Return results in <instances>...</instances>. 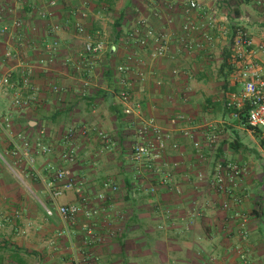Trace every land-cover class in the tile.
I'll return each instance as SVG.
<instances>
[{
    "label": "crops",
    "instance_id": "crops-1",
    "mask_svg": "<svg viewBox=\"0 0 264 264\" xmlns=\"http://www.w3.org/2000/svg\"><path fill=\"white\" fill-rule=\"evenodd\" d=\"M194 1L198 7L188 11V0H0V29L10 28L0 34V73L11 70L20 80L33 66L28 78L36 89V99L23 108L0 97V110L11 116L13 134L34 142L43 129L42 141L52 147L50 154L34 153L42 177L22 183L6 164L13 167L16 160L0 134V264H75L85 257L89 264H241L240 251L249 264H264V145L225 108L232 92L220 72L237 23L245 26L264 69V0ZM188 19L196 29L185 33ZM15 20L23 22L20 30L12 28ZM158 35L169 42L163 57L153 56ZM90 39L103 40L107 50L87 53ZM6 51L18 58H5ZM121 65L130 67L139 116H126L119 101ZM226 79L234 85L232 74ZM54 86L63 90L55 93ZM148 119L179 144L180 151L168 150V170L180 194L159 184L160 168L150 172L131 159L136 126ZM82 125L91 130L83 134ZM74 130L77 161L69 164L63 154ZM213 131L220 143L210 150ZM97 132L114 144L107 146ZM218 162L245 170L238 180L240 203L198 180ZM50 167L67 171L81 193L68 191L53 202L47 186L60 183ZM107 179L116 192L103 188ZM73 203L97 213L65 222L56 208Z\"/></svg>",
    "mask_w": 264,
    "mask_h": 264
},
{
    "label": "built area",
    "instance_id": "built-area-1",
    "mask_svg": "<svg viewBox=\"0 0 264 264\" xmlns=\"http://www.w3.org/2000/svg\"><path fill=\"white\" fill-rule=\"evenodd\" d=\"M52 6L55 2L50 3ZM198 7L194 0H188V11L194 10ZM141 26L146 25L145 20H141ZM23 26L21 20H15L12 28L20 30ZM58 27L56 26L55 29ZM196 29L195 25L190 19L184 24L183 30L185 33L193 32ZM79 32L83 31V28L78 26ZM10 28L4 25L0 29V34L9 33ZM224 33H227L224 30ZM148 36H152L153 33L148 31ZM230 48L233 52L234 69L232 73L233 84L237 87L235 92H232L225 102V108L230 112L233 119L239 120V113L247 109V124L255 129H259L264 137V69L259 61L254 56L256 50L252 39L249 36L245 26L242 23L234 25L231 34ZM155 42L159 44V49L153 54L154 57H163L169 50V42L165 35L155 36ZM20 39V38H19ZM138 43L142 46L147 44L146 39L138 40ZM53 45H57L56 42ZM200 46V45H197ZM185 47L188 50L193 49V44L185 43ZM262 48V47H260ZM84 49L87 53L97 56L107 50V45L103 40L92 41L88 40ZM7 59H17L18 54L6 51L4 54ZM39 64H43L40 61ZM34 67L28 66V72L22 75L20 80H14L13 73L8 70L4 73H0V97L10 98L13 106L23 108L28 106L31 102L36 99V89L30 86L29 75ZM119 73V84L121 86L119 92V101L123 104V112L126 116H133L140 114L141 105L134 101L131 92V83L128 79V73L130 67L128 65H121L117 68ZM142 76V73H138ZM88 83H84V88L80 93L82 98L88 95L87 93ZM29 89L30 95L27 97L23 96V91ZM53 91L55 93L61 92L58 86H54ZM80 129V130H78ZM77 130L83 134L87 133L89 129L86 125H82ZM92 131H96L95 128ZM74 131H70L67 134V144L63 154V159L69 164H74L77 161L76 149L72 144ZM0 134L5 136L8 145L10 146V154L16 160L11 167L8 163V167L12 170L15 176L22 182H25V178L28 176H39L36 167V158L34 153L37 155H46L52 152V147L48 146L42 141V137L45 131L42 129L39 133V137L36 141L30 142L29 139L21 133L13 134L12 131V120L11 116L0 110ZM100 139L108 145H113V140L103 132H97ZM136 142L131 153V159L134 163L143 165L148 171L153 172L158 168L162 170L159 184L170 190H174L177 194L181 193V189L173 186V176L169 172L170 163L168 161V150L172 149L180 151L179 144L171 139L169 133L159 127L154 119L141 120L136 126ZM220 143L219 135L213 131V133L207 137L208 149H215ZM1 158H3L0 155ZM201 159L205 162L206 157L201 156ZM166 169V171H164ZM50 171H54V179L60 183L56 186L55 182L49 183L47 186L48 194L50 199L55 202L59 197L64 195L65 192L76 190L77 194H80V189H76L75 181L69 176L67 171L62 169H55L54 167L49 168ZM245 170L235 163L230 162H218L211 169L210 172H199L197 178L199 181L209 180L210 184L220 193H224L227 196H231L236 203L241 202V198L237 195L238 180L244 174ZM104 189H110L113 192L118 190V186L111 180L107 179L103 182ZM152 192H155V187H152ZM100 199H104V194L99 195ZM84 202H87L83 198ZM58 214L65 222H74L79 213L84 212L86 217H91L96 214L97 211L91 208L82 207L78 204H61L56 208ZM46 214L48 216L53 215V210L49 207H45ZM242 235L247 237L248 232L245 229V223L242 224ZM88 240L86 243L91 241L92 233L88 229ZM239 258L241 264H249L248 256L246 252L240 251ZM75 264H89L88 259L85 257L83 260L78 259Z\"/></svg>",
    "mask_w": 264,
    "mask_h": 264
},
{
    "label": "trees",
    "instance_id": "trees-1",
    "mask_svg": "<svg viewBox=\"0 0 264 264\" xmlns=\"http://www.w3.org/2000/svg\"><path fill=\"white\" fill-rule=\"evenodd\" d=\"M233 64H234V62H233V58H232V52L230 50H227L226 54L224 56V63L222 64L221 70H220L221 74L224 75V77L228 78L231 76V74L233 73ZM226 78H225V81H226L225 84H227V86L231 87L230 92H235L236 87L234 85H231V83H229ZM247 109L248 108H245L244 111L239 113V120L238 121L241 122L242 124L246 125L250 130H252L254 132V134L259 137L260 142L264 145V137L262 136V132L259 129H255V128L250 127L247 124V117H246ZM7 148L10 151V146H8Z\"/></svg>",
    "mask_w": 264,
    "mask_h": 264
},
{
    "label": "rangeland",
    "instance_id": "rangeland-1",
    "mask_svg": "<svg viewBox=\"0 0 264 264\" xmlns=\"http://www.w3.org/2000/svg\"><path fill=\"white\" fill-rule=\"evenodd\" d=\"M13 173V172H12ZM14 174V173H13ZM15 175V174H14Z\"/></svg>",
    "mask_w": 264,
    "mask_h": 264
}]
</instances>
